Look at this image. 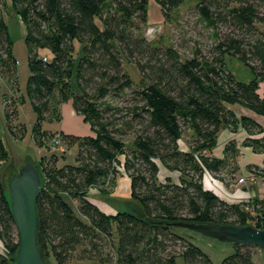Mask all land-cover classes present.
<instances>
[{
  "label": "trees",
  "instance_id": "trees-1",
  "mask_svg": "<svg viewBox=\"0 0 264 264\" xmlns=\"http://www.w3.org/2000/svg\"><path fill=\"white\" fill-rule=\"evenodd\" d=\"M5 1L0 0V74L14 84L17 61ZM149 1L12 0L27 31V91L37 115L35 141L46 134L42 122L58 112L53 102L57 94L72 100L75 113L91 129L85 137L62 134L65 146L79 147V162L62 168L52 163L37 197L38 242L47 262L53 257L55 264H213L197 244L178 234L188 230L169 224L251 225L264 230V200L257 196L250 203L229 204L203 184L205 172L214 177L239 172L234 141L226 145L223 158L213 156L222 127L263 130L251 117L238 118L232 108L264 117V96L259 93L264 35L256 28L264 24V0H199L210 28L218 30L220 24L227 32L207 56L200 53L185 62L173 48L152 46L123 26L128 18L146 22ZM155 1L168 17L188 0ZM108 5L113 12L106 11ZM76 42L82 54L73 62ZM40 50L49 57L40 56ZM226 56L249 71L248 82L229 70ZM124 58L136 64L149 82L146 87L134 88L123 69ZM74 63L76 91L70 85ZM186 131L193 133L194 145L184 152L179 142ZM254 145L264 152V138ZM10 160L0 139V239L16 254L18 232L3 179ZM157 162L179 172L180 182H160ZM121 166L131 179L129 206L136 212L107 215L90 200L89 190L108 181L115 185ZM232 247L222 264H256L258 247ZM0 264L10 263L0 256Z\"/></svg>",
  "mask_w": 264,
  "mask_h": 264
},
{
  "label": "rangeland",
  "instance_id": "rangeland-1",
  "mask_svg": "<svg viewBox=\"0 0 264 264\" xmlns=\"http://www.w3.org/2000/svg\"><path fill=\"white\" fill-rule=\"evenodd\" d=\"M198 4L199 0H188L180 7L174 9L168 17H165L158 3L155 0H150L146 22H141L136 18H128L122 24L137 36L146 39L152 46L173 48L178 51L181 60L185 62L200 53L207 56L219 41V36L227 32L226 28L220 24L218 30L210 28L205 18L206 16L199 10ZM107 7V12H113L112 6L108 5ZM110 7L112 8L110 9ZM13 12L12 0H6L4 17L7 22L10 21L11 13ZM16 19L21 24L23 34L22 39L12 45V52L17 61L18 79L14 84L5 79L0 85V139L4 142L11 159L5 165L3 172L6 187L12 176L17 174L26 164H32L39 170L42 183H44L47 168L53 167L52 163L54 164L53 168L77 165L79 162V147L77 145L69 147L63 144V147L60 148L54 143V140L56 138L62 139L61 132H65V130L71 131L77 137H85L86 135L84 136L83 134L91 133L88 122L82 116L74 114L67 106H63L61 103L66 100H63L61 95L57 94L53 102L58 112L51 119H45L42 122V131H45L46 134H42V138L35 141L33 128L37 122V115L27 91L28 79L31 75L29 49L25 41L27 31L26 26L20 18L16 17ZM256 28L264 35V24H257ZM74 46L73 62H77L82 54V46L77 42ZM47 54L45 50H40L39 52L40 56L49 57ZM225 62L229 70L239 80L249 81L251 78L249 71L237 59L226 56ZM123 69L133 81L135 89L141 90L149 83L140 74L136 64L126 58L123 60ZM76 73L77 63H74L70 78V85L74 91L78 90ZM259 93L261 96H264V83H262ZM108 101L110 102V99ZM70 106L72 107L71 103ZM232 109L239 117L242 112H245L239 106ZM258 118V122H260L263 128L261 132L250 133L244 129L234 130L224 126L219 134V139L221 140L226 130L231 131L233 134L231 141H234L236 145H240V147L237 146L236 163L238 167L239 164L243 165L244 162L249 164H245L242 170L234 177L225 175L226 173L219 177L206 173V177L203 179L205 188H208L207 179H210V184L218 183L221 186V188L218 186L221 193L217 196L229 204L250 203L253 198L249 191L251 188L250 183H253V186L261 190L259 194L257 193L258 199L264 200V174L260 172L264 171V152L254 145V140L264 138V117ZM179 144L182 151L187 152L191 150L194 145L193 133L186 131ZM248 152L255 158L252 162L246 159V154H249ZM120 160L124 162L125 157H120ZM157 164L160 167L158 176L160 182L164 183L167 180H172L176 183L180 182L179 172L168 171L160 162H157ZM118 170L120 174L117 176L115 185L108 181L105 185H95L89 190L90 200L107 215H115L123 211L136 212L132 211L129 206V203L133 200L130 187L131 179L123 166L119 167ZM242 177H247L245 185L239 183ZM251 178L254 179L253 182ZM179 233L197 244L211 258L213 264H222L223 260L233 253V247L230 244H223L191 231H179ZM257 252H263L262 254L264 255V251L260 249L255 251V253ZM0 256L4 257L10 264H16V254H11L1 239ZM257 263H259L258 259ZM48 264H55L53 257L49 259ZM79 264L96 263L83 261Z\"/></svg>",
  "mask_w": 264,
  "mask_h": 264
},
{
  "label": "water",
  "instance_id": "water-1",
  "mask_svg": "<svg viewBox=\"0 0 264 264\" xmlns=\"http://www.w3.org/2000/svg\"><path fill=\"white\" fill-rule=\"evenodd\" d=\"M10 40L14 44L23 37L20 22L15 12L8 23ZM11 208L18 232L16 264H48L38 242L40 220L37 197L42 189L41 174L32 164L24 165L8 183ZM253 198L257 197L255 186L251 188ZM175 228L198 233L205 238L223 244H249L264 251V230L251 225L236 226L222 224H196L177 222L169 224Z\"/></svg>",
  "mask_w": 264,
  "mask_h": 264
},
{
  "label": "crops",
  "instance_id": "crops-1",
  "mask_svg": "<svg viewBox=\"0 0 264 264\" xmlns=\"http://www.w3.org/2000/svg\"><path fill=\"white\" fill-rule=\"evenodd\" d=\"M3 81H5V79L1 76V74H0V85L2 84V82ZM70 103L72 104V107L70 106ZM63 106H67L68 108H70L72 111H73V113L74 114H76L75 113V110H74V108H73V103H72V100L71 99H68V100H66L65 102H63V103H61ZM2 105V104H1ZM243 110H245V112L243 113L242 112V114L240 115V117H242V116H247V117H251V118H253V119H255L257 122L259 121V118L258 117H260V116H257V115H255V114H253L251 111H249V110H246V109H244V108H242ZM249 113H247V112ZM77 115V114H76ZM238 116V115H237ZM239 116H238V118H240ZM258 123H260V122H258ZM45 130H47L46 128H44ZM239 129H243V128H239ZM62 134H69V135H73L74 133H71V131H66L65 130V132H61ZM87 134L88 135H90V133H85V134H83L84 136L86 135L87 136ZM73 136H75V135H73ZM233 136V134H232V132L231 131H229V130H226L225 131V133H224V135L222 136V138H221V140L220 139H218V145H217V147L214 149V151H213V156L214 157H216V158H223V156H224V150H225V146L227 145V143L229 142V141H231V137ZM238 147H240V145H237ZM249 153V152H248ZM246 159H249L251 162L253 161V159H255L253 156H251V154L249 153V154H246ZM250 162V163H251ZM245 164H249V163H246V162H244V164L242 165V164H239V167H240V169H239V172L242 170V168H243V166H245ZM206 173H208V172H205V175H206ZM208 174H210V173H208ZM238 174V173H237ZM204 175V177H206ZM211 175V174H210ZM131 184V183H130ZM249 185H251L250 187L252 188V186H253V183H250ZM131 187V186H130ZM251 188H250V193H251ZM256 188V187H255ZM205 189H207V190H210V191H212V192H214L213 190H211V189H208V188H205ZM256 190H257V193L259 194L260 192H261V190H259L258 188H256ZM215 193V192H214ZM216 194V193H215ZM217 195V194H216ZM260 196V195H259ZM263 252H257L256 254H255V263L256 264H264V255L262 254ZM257 259H258V262L259 263H257Z\"/></svg>",
  "mask_w": 264,
  "mask_h": 264
},
{
  "label": "built area",
  "instance_id": "built-area-1",
  "mask_svg": "<svg viewBox=\"0 0 264 264\" xmlns=\"http://www.w3.org/2000/svg\"><path fill=\"white\" fill-rule=\"evenodd\" d=\"M54 143L55 144H57V146H59L60 148H62L63 147V140L62 139H60V138H56V140H54ZM204 153H206V152H204ZM247 178V177H246ZM246 178H244V177H242V178H240V180H239V183L241 184V185H245L247 182H246ZM251 181L253 182L254 181V179L253 178H251Z\"/></svg>",
  "mask_w": 264,
  "mask_h": 264
},
{
  "label": "bare ground",
  "instance_id": "bare-ground-1",
  "mask_svg": "<svg viewBox=\"0 0 264 264\" xmlns=\"http://www.w3.org/2000/svg\"><path fill=\"white\" fill-rule=\"evenodd\" d=\"M218 186L221 188V186L216 183V184H210V179H207V187L208 189L213 190L217 195H220V190L218 189Z\"/></svg>",
  "mask_w": 264,
  "mask_h": 264
}]
</instances>
